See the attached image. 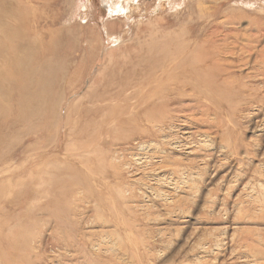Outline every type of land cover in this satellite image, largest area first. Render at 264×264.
<instances>
[{"label":"rangeland","instance_id":"374dc122","mask_svg":"<svg viewBox=\"0 0 264 264\" xmlns=\"http://www.w3.org/2000/svg\"><path fill=\"white\" fill-rule=\"evenodd\" d=\"M104 1L0 0V264H264V0Z\"/></svg>","mask_w":264,"mask_h":264},{"label":"bare ground","instance_id":"6f19581e","mask_svg":"<svg viewBox=\"0 0 264 264\" xmlns=\"http://www.w3.org/2000/svg\"><path fill=\"white\" fill-rule=\"evenodd\" d=\"M104 2H107V1H104ZM109 4H110V2H109ZM121 4H122V1H121ZM110 6L114 10H115V8H117V6L113 8V6L111 4H110ZM123 10H124V7L122 4L121 5V11H123ZM0 31H1L0 32L1 33L0 38H1L2 35L6 33V31L2 30V29H0ZM11 34L13 35V38H14V31L11 32ZM23 45H24L23 42H20V41L17 42L16 49H20L21 46H23ZM24 47H25V45L22 48H24ZM4 48H5L4 45H0V58L3 55ZM20 57L21 56L19 54H17L15 56V60H14V62H12L11 67L8 64H5V65L0 64V71H2L3 69H6V67L12 69V77L9 79V83L7 85L5 84V82H2V80H0V95L7 97V99H9L10 101L13 98H15V103L12 102V105L15 108L14 111H12L9 107L4 108V109H1V107H0V126H4V127L7 125L9 126V124L15 118H17L18 121H14L13 122L14 124H16L20 121H25L27 119V117L32 118V116H36V115L44 116L45 113L43 110H47V107H48V105H47L48 103L46 102L45 99H46V97H48L47 99H49L51 97V90H52L51 86L53 85V83L56 82V80H58L60 78L56 72V69H54L52 65H49L47 67L43 63L38 68L36 73H42V75L45 77L44 82L40 83L39 79H37V78L34 79L33 77L30 78L31 77L30 75L34 69H29V67L26 68V60L22 59ZM18 61H22L23 65L20 66ZM45 61L46 60L44 59L43 62H45ZM151 77H153V76H151ZM138 83H140V82H138ZM193 89H195V88H193ZM38 90L40 91V94H38L39 93ZM49 91H50V95H49ZM30 93H32V95H36V96L33 99L29 98V95H31ZM38 95L43 96V99H40L38 101ZM11 97H12V99H11ZM2 110H3V115H1ZM11 112H13V113H11ZM5 116H7V117H5ZM2 139H4V138H2ZM2 139L0 138V140H2Z\"/></svg>","mask_w":264,"mask_h":264}]
</instances>
